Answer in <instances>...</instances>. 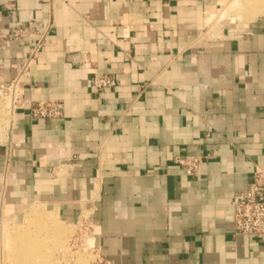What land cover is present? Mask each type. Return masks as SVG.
I'll return each instance as SVG.
<instances>
[{
    "label": "crops",
    "instance_id": "1",
    "mask_svg": "<svg viewBox=\"0 0 264 264\" xmlns=\"http://www.w3.org/2000/svg\"><path fill=\"white\" fill-rule=\"evenodd\" d=\"M228 2L0 0V38L50 26L24 73L31 44L0 43V85L19 79L21 98L0 145V219L6 201L85 221L111 264H264V236L237 234L232 206L264 167V17L215 35ZM95 73L117 85L95 90ZM41 100L63 116L34 120ZM189 155L196 177L175 162Z\"/></svg>",
    "mask_w": 264,
    "mask_h": 264
},
{
    "label": "rangeland",
    "instance_id": "2",
    "mask_svg": "<svg viewBox=\"0 0 264 264\" xmlns=\"http://www.w3.org/2000/svg\"><path fill=\"white\" fill-rule=\"evenodd\" d=\"M228 1L211 26V30L215 32V35L218 34L222 27L244 30L251 22L264 17V9L259 8L258 11L256 8H253L250 0ZM253 10L256 12H253ZM9 85L3 84V87L0 85V145L5 143L9 138L11 115L14 109V96L13 92L8 89ZM18 104L17 101L15 105ZM3 199H5L4 195ZM37 209H41L44 213L37 216L35 214ZM57 226L58 229L62 227L59 230L63 237L60 236L61 239L59 237L58 240L53 237L49 238L51 248L48 254L51 264H111L92 247L90 242L92 228L85 221L81 224L64 222L56 212L50 211L49 208L41 205L23 208L14 214H10L7 212L6 201L2 203V215L0 219V264L6 250L14 248V241L16 239L20 242L21 240L25 242H21L25 246L31 245L25 241L28 236H32V234L36 237L52 236V229H57ZM64 232H66L65 235L63 234ZM33 243L35 245L39 244L35 240H33Z\"/></svg>",
    "mask_w": 264,
    "mask_h": 264
},
{
    "label": "built area",
    "instance_id": "3",
    "mask_svg": "<svg viewBox=\"0 0 264 264\" xmlns=\"http://www.w3.org/2000/svg\"><path fill=\"white\" fill-rule=\"evenodd\" d=\"M9 12L16 10L15 4L7 6ZM50 26L42 33L37 34L33 39V29L25 26H15L8 35L0 38V43L6 46L13 41H26L31 44L30 54L23 65L21 73L28 71L33 64L37 55L45 46ZM33 36V35H32ZM19 79L14 80L8 87L13 92V102H21ZM117 85L116 80L109 76L95 73L92 88L95 90H106ZM3 87V85H1ZM12 102V103H13ZM30 115L34 120L60 118L64 114V103L59 100H41L31 103ZM175 162L180 165L186 176L196 177L200 171L202 157L199 155H189L176 157ZM234 210V224L237 234L254 235L257 237L264 236V167L258 166L254 170L249 186L234 195L232 200Z\"/></svg>",
    "mask_w": 264,
    "mask_h": 264
},
{
    "label": "bare ground",
    "instance_id": "4",
    "mask_svg": "<svg viewBox=\"0 0 264 264\" xmlns=\"http://www.w3.org/2000/svg\"><path fill=\"white\" fill-rule=\"evenodd\" d=\"M245 1H243V2H245ZM251 1L252 0H250V3L253 4V8H256L257 10L259 8L264 9V0H253L252 2ZM245 4H247V3H245ZM255 10H253V12ZM42 213H44V212H42L41 209H37L35 214H37V216H38V215H42ZM44 219H46V218H44ZM56 228L57 229H52L53 230L51 233L52 236H49V237H36V236H33L34 234H32V236H28L25 241H27V244H31V245L25 246V244L21 243V242H23L22 240L20 242V241H18V239H16L14 241L15 242L14 248L11 250H6V253H4V254L2 253L4 257H2L3 259H2L1 264H51L49 261V254H48L49 249L51 248V246L49 244V238L53 237L56 240H58L60 236L63 237V235L60 233L61 232L60 228H62V227L59 228L60 230L58 229V226ZM65 233L66 232H64L63 234L65 235ZM2 234H3V232H2ZM60 239H61V237H60ZM33 240H35L39 244L35 245L33 243ZM23 243H25V242H23Z\"/></svg>",
    "mask_w": 264,
    "mask_h": 264
}]
</instances>
